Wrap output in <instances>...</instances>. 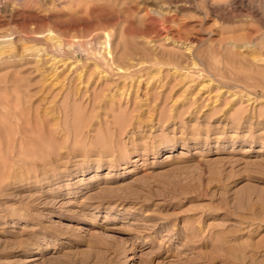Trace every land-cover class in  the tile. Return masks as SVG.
I'll return each mask as SVG.
<instances>
[{
	"label": "rangeland",
	"instance_id": "rangeland-1",
	"mask_svg": "<svg viewBox=\"0 0 264 264\" xmlns=\"http://www.w3.org/2000/svg\"><path fill=\"white\" fill-rule=\"evenodd\" d=\"M263 69L264 0H0V264H264Z\"/></svg>",
	"mask_w": 264,
	"mask_h": 264
},
{
	"label": "bare ground",
	"instance_id": "bare-ground-1",
	"mask_svg": "<svg viewBox=\"0 0 264 264\" xmlns=\"http://www.w3.org/2000/svg\"><path fill=\"white\" fill-rule=\"evenodd\" d=\"M105 49H109V46L106 44V42H105ZM56 61H55V59H54V63H55ZM59 62H60V60H59ZM58 63V62H57ZM67 64V63H66ZM264 70V69H263Z\"/></svg>",
	"mask_w": 264,
	"mask_h": 264
}]
</instances>
